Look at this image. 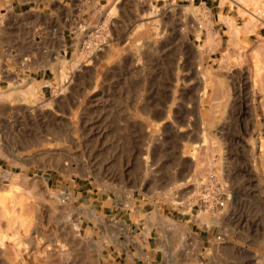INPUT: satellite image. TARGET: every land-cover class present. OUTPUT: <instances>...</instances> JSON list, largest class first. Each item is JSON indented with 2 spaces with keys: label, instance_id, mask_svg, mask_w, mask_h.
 I'll return each mask as SVG.
<instances>
[{
  "label": "rangeland",
  "instance_id": "1",
  "mask_svg": "<svg viewBox=\"0 0 264 264\" xmlns=\"http://www.w3.org/2000/svg\"><path fill=\"white\" fill-rule=\"evenodd\" d=\"M242 1L0 0L40 83L0 110V264H264V0Z\"/></svg>",
  "mask_w": 264,
  "mask_h": 264
},
{
  "label": "crops",
  "instance_id": "2",
  "mask_svg": "<svg viewBox=\"0 0 264 264\" xmlns=\"http://www.w3.org/2000/svg\"><path fill=\"white\" fill-rule=\"evenodd\" d=\"M1 7V5H0ZM1 10V9H0ZM26 25V24H25ZM24 26V23L22 20H15L12 24L13 29L21 28ZM2 42L0 41V110H6L7 101L4 98V94L7 92L11 94L9 91H13L17 89L16 83L18 82L19 85H22V83H25L29 87H36L39 86V82L28 75V77L22 78L20 70L17 69V65H14V67H8V59L7 55H4V49H3ZM10 66V65H9ZM47 82V81H43ZM42 82V83H43ZM6 95V94H5Z\"/></svg>",
  "mask_w": 264,
  "mask_h": 264
},
{
  "label": "built area",
  "instance_id": "3",
  "mask_svg": "<svg viewBox=\"0 0 264 264\" xmlns=\"http://www.w3.org/2000/svg\"><path fill=\"white\" fill-rule=\"evenodd\" d=\"M221 199V197H219V198H216V199H214V200H211L210 201V203H209V205L211 206V207H223L224 206V202L221 200V201H219Z\"/></svg>",
  "mask_w": 264,
  "mask_h": 264
},
{
  "label": "bare ground",
  "instance_id": "4",
  "mask_svg": "<svg viewBox=\"0 0 264 264\" xmlns=\"http://www.w3.org/2000/svg\"><path fill=\"white\" fill-rule=\"evenodd\" d=\"M241 1H242V0H241ZM243 1H244V0H243ZM243 1H242V2H243ZM242 4H243V3H242ZM148 14H149V13H148ZM251 14H253V13H251ZM251 14H249V15H251ZM254 15H255V14H254ZM232 30H234V29H232ZM235 30H236V29H235ZM231 33L233 34V31H231ZM235 33H237V32L235 31ZM235 33H234V34H235ZM245 80L247 81V79H245Z\"/></svg>",
  "mask_w": 264,
  "mask_h": 264
}]
</instances>
